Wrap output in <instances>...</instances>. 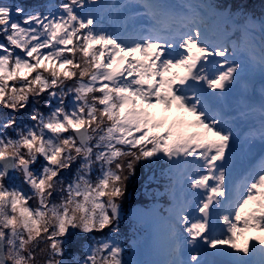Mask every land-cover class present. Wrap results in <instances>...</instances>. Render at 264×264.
<instances>
[{"label": "snow or ice", "instance_id": "obj_1", "mask_svg": "<svg viewBox=\"0 0 264 264\" xmlns=\"http://www.w3.org/2000/svg\"><path fill=\"white\" fill-rule=\"evenodd\" d=\"M186 8L0 0V264H125L138 165L161 168L152 195L170 202L158 264H264L247 236L264 233V88L244 167L224 104L250 68L264 80V18L214 13L210 34Z\"/></svg>", "mask_w": 264, "mask_h": 264}, {"label": "rangeland", "instance_id": "obj_2", "mask_svg": "<svg viewBox=\"0 0 264 264\" xmlns=\"http://www.w3.org/2000/svg\"><path fill=\"white\" fill-rule=\"evenodd\" d=\"M185 2V4L191 5V4H196L198 5V8L196 9L195 12L199 13L203 18H204V26L207 27L210 30V34L218 29L222 24L223 20L221 19L220 16L215 15L214 13H225L229 12L226 11L227 5H224L223 7H215L211 9H206L203 6L205 5H212L214 2L212 0H169L171 3H182ZM244 1L246 0H233L231 5L234 7L233 10H231V13H246L247 15L259 19V18H264V2L262 3L261 6H258L257 13L255 15L250 14L247 9L244 8ZM220 25V26H219ZM253 78L255 82H257L258 86L262 90L264 88V80H262L260 72L256 68H250L241 78L239 83L236 85V87L233 89V91L228 95L231 98L235 96H241V97H246L248 96L249 92L252 91L253 87L251 83L247 82V79ZM262 94V91H261ZM256 104V109L261 110L262 105L261 104ZM259 143V141H257ZM258 160V158H257ZM164 168L167 167V165H163ZM161 171V168L158 166L157 167V173L156 175L159 176ZM158 188V185L155 181H151L149 185L146 186L145 188V193L147 194V202L142 203V204H133L130 203L128 204V208L124 209V207H121V224L123 222V211H125L127 217H129L131 220H133L136 223L143 224L146 228V230L141 234L140 239H134L133 243L130 246L129 251L133 252V259L137 260V262H143L144 264H158V262L163 261L168 258L167 252H168V247L166 248V253H164L163 259H161L160 255L158 254L156 246L153 245L152 243V230H151V220L144 219L141 215H147L151 211L152 215H155L158 219L162 220L165 222V217H167L168 213L166 209L169 207V200L166 196H153L152 193L156 191ZM160 190L162 191V187H160ZM127 197V195H126ZM168 200V201H167ZM124 202V201H123ZM147 217V216H146ZM120 224V228H121ZM107 231V230H106ZM164 233H167L166 231V222L164 224V227L162 229ZM122 234V233H120ZM248 237H262L264 238V233H249L247 234ZM247 238V237H246ZM243 243V241H242ZM256 243V241L249 240V245ZM257 247H260V245L257 244ZM227 251H233L231 249H227ZM124 251L122 253V259H123ZM243 255V254H241ZM226 257V256H224ZM224 257H219L218 259L221 261L222 264H230V257L224 258ZM247 258V257H246ZM252 258L256 261L260 260V257L258 254H253Z\"/></svg>", "mask_w": 264, "mask_h": 264}, {"label": "bare ground", "instance_id": "obj_3", "mask_svg": "<svg viewBox=\"0 0 264 264\" xmlns=\"http://www.w3.org/2000/svg\"><path fill=\"white\" fill-rule=\"evenodd\" d=\"M116 2H120V0H116ZM175 4H185L183 1L182 3H175ZM191 9H184L185 12L192 11L195 12L198 8V5L191 4ZM221 9V8H220ZM226 10V9H225ZM227 11V10H226ZM220 26V25H219ZM235 38V36H233ZM247 82L251 83L252 85V91L249 92L248 96L241 97V96H235L231 98L230 96H227L226 100L224 101V104L226 105L227 110L229 113L237 117L235 126H236V134H237V140H236V156L234 157V163L237 167H244L248 163V158L246 156L247 150L250 147L251 144L255 143L258 144L257 141L258 138L252 139L250 137L251 133H254L255 129L259 127V120H260V110L256 109V104H261V89L258 86L257 82L254 81L253 78L247 79ZM241 112H247L248 115L241 116ZM168 201V200H167ZM150 210V213L147 215H141L144 219H150L151 220V230H152V243L154 246H156L158 254L160 255L161 259H163V254L166 253V248L168 247L167 242V233H164L162 231L165 222L158 219L155 215H152ZM147 216V217H146ZM228 256L224 257L227 258Z\"/></svg>", "mask_w": 264, "mask_h": 264}, {"label": "trees", "instance_id": "obj_4", "mask_svg": "<svg viewBox=\"0 0 264 264\" xmlns=\"http://www.w3.org/2000/svg\"><path fill=\"white\" fill-rule=\"evenodd\" d=\"M214 2L213 7H223L227 5L226 10L231 12L234 7L231 5L233 0H212ZM6 2H14L21 4L22 6L28 8L36 5H43L49 2V0H6ZM55 2V0H52ZM264 0H246L244 1V8L247 9L250 14L255 15L258 10V6H261ZM157 167L149 168L146 166H137V171L134 177L130 178L128 182V187L126 191L127 197L124 202H122V206L124 209L128 208V204H142L147 202V194L145 193V188L150 184L151 180L149 177L153 175V173H157ZM126 212L123 211V222L121 224V233L116 234V239L120 243L121 247L124 249L123 260L125 264L128 262H136V264H144L143 262H137V260L133 259V252L129 251L133 240L140 239L141 234L146 230L143 224H139L131 220Z\"/></svg>", "mask_w": 264, "mask_h": 264}, {"label": "water", "instance_id": "obj_5", "mask_svg": "<svg viewBox=\"0 0 264 264\" xmlns=\"http://www.w3.org/2000/svg\"><path fill=\"white\" fill-rule=\"evenodd\" d=\"M219 261H220V260H219ZM220 264H222L221 261H220Z\"/></svg>", "mask_w": 264, "mask_h": 264}]
</instances>
